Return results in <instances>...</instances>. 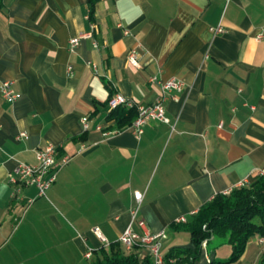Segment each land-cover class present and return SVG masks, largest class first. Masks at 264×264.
<instances>
[{"label":"crops","instance_id":"0c3cea01","mask_svg":"<svg viewBox=\"0 0 264 264\" xmlns=\"http://www.w3.org/2000/svg\"><path fill=\"white\" fill-rule=\"evenodd\" d=\"M218 25L224 32L214 36ZM89 32L69 52V40ZM131 49L140 68L127 62ZM154 75L185 89L165 103L170 123H147L137 138L131 125L116 128L107 102L113 94L157 102ZM3 81L20 98L0 94V264H90L101 258L95 227L140 264L144 250L118 243L134 192L143 194L137 219L165 235L164 256L192 249L176 220L188 223L216 195L264 172V0H97L93 22L87 0H0ZM48 145L57 162L69 159L55 183L45 197L17 191L9 176ZM230 253L214 239L195 264ZM262 255L254 236L231 264H262Z\"/></svg>","mask_w":264,"mask_h":264},{"label":"built area","instance_id":"2783aa9c","mask_svg":"<svg viewBox=\"0 0 264 264\" xmlns=\"http://www.w3.org/2000/svg\"><path fill=\"white\" fill-rule=\"evenodd\" d=\"M211 33L215 36L222 34L224 29L221 25L210 29ZM127 35L128 32L125 31ZM92 32L84 33L79 37L72 38L68 42L69 52H73L79 45L81 39H91ZM261 36L257 37L259 40ZM96 47V43H93ZM129 65L140 68L138 53L135 49H131L126 56ZM70 70V68H69ZM151 85L157 86L161 91L160 99L151 105H137L126 99L120 94H113L107 102V112L123 107L125 109H134L136 117L133 120L130 131L135 137H139L143 133V128L147 123L158 122L163 124H169L170 120L166 116L165 103L169 99H175L171 96V93H182L185 89V84L176 78H169L162 80L158 75H154L148 79ZM0 94L4 102L15 103L19 100L20 94H18L12 87V82L3 81L0 83ZM81 124L84 130L88 128V121L86 118L81 120ZM100 130V128H97ZM26 138L24 132L20 133L17 139ZM56 148L48 145L44 148H39L35 151L36 164L27 165L19 164L15 172L9 176V181L17 186V191L22 187H34L36 189V197H45L48 190L55 183L57 172L60 168L65 166L69 159L66 157L56 161ZM264 172H260V175ZM246 182L240 183L239 187H246ZM228 194V193H226ZM143 194L140 192L133 193L134 206L130 210L131 223L121 233L118 243L123 247L125 251H132L134 249L144 250L150 258L152 264H164V255L161 253L162 240L165 238L163 232L152 233L142 220L137 219V213L139 206L142 202ZM175 223H186L183 217L176 220ZM132 226H135L138 230H133ZM93 235L100 242L102 248H108L110 242L104 237L99 228L92 229ZM259 242L264 244V238L259 237ZM205 246V242L202 244ZM93 256V251L88 249L84 254L86 260H90Z\"/></svg>","mask_w":264,"mask_h":264},{"label":"trees","instance_id":"16d2710c","mask_svg":"<svg viewBox=\"0 0 264 264\" xmlns=\"http://www.w3.org/2000/svg\"><path fill=\"white\" fill-rule=\"evenodd\" d=\"M97 0H87L88 19L93 22ZM110 118L122 129L132 124L134 109L118 108ZM190 235L192 249L175 250L164 256V264H195L201 255L202 244L212 240L226 241L231 253L225 260L214 258L209 264H231L243 255L250 238H264V174L257 176L246 187L234 188L228 194H218L201 207L188 223H174ZM205 226V228H203ZM101 258L90 264H139L136 256H124L116 243H110L108 251L100 248ZM264 264V255L261 257ZM140 264H152L144 258Z\"/></svg>","mask_w":264,"mask_h":264},{"label":"rangeland","instance_id":"374dc122","mask_svg":"<svg viewBox=\"0 0 264 264\" xmlns=\"http://www.w3.org/2000/svg\"><path fill=\"white\" fill-rule=\"evenodd\" d=\"M203 228H205V226H203Z\"/></svg>","mask_w":264,"mask_h":264}]
</instances>
